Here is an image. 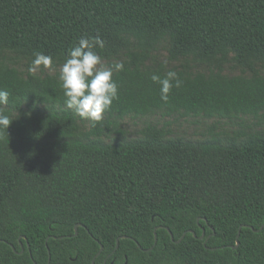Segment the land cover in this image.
Here are the masks:
<instances>
[{"label":"trees","instance_id":"16d2710c","mask_svg":"<svg viewBox=\"0 0 264 264\" xmlns=\"http://www.w3.org/2000/svg\"><path fill=\"white\" fill-rule=\"evenodd\" d=\"M97 35L96 51L124 70L119 99L85 140L59 73L25 74L0 57L10 93L0 110L13 119L0 138V264H264V132L226 143L153 129L139 141L91 139L129 114L264 118V0H0V51L30 63L37 51L64 63L80 37ZM161 46L180 69L148 63ZM231 60L241 74L223 73ZM167 71L183 84L164 102L151 75Z\"/></svg>","mask_w":264,"mask_h":264},{"label":"rangeland","instance_id":"374dc122","mask_svg":"<svg viewBox=\"0 0 264 264\" xmlns=\"http://www.w3.org/2000/svg\"><path fill=\"white\" fill-rule=\"evenodd\" d=\"M0 57L4 59L10 66L17 67L25 74L28 72L30 60L20 53L10 50L0 51ZM126 59V54L121 53L116 60ZM105 64L109 62L104 60ZM149 64L162 63L169 69H180L185 63L184 60L170 61L168 52L165 46H161L154 53V59H151ZM62 62L55 60L50 69L41 68L36 73L40 75L59 73ZM209 63L195 62L193 63V71H207ZM261 74L264 75V62L255 64ZM223 73L234 76L242 73L241 66L234 61H230L224 65ZM246 75H251L250 70H246ZM108 117L107 113L103 114V119ZM114 123L112 128L100 137H91L104 143H115L124 141H139L148 138L149 130H158L163 134L164 140L173 138H183L193 142L221 140L226 143L229 140L237 139L238 142L245 141L249 137L264 132V118L253 117L249 115H235L231 118L222 117H205L193 115L175 114L171 116L164 115L161 112H156L148 115L129 114L121 118L112 117ZM93 121L83 119L79 116L80 132L77 137L80 139H88L87 132L91 128ZM116 124V125H115Z\"/></svg>","mask_w":264,"mask_h":264},{"label":"clouds","instance_id":"9594fccd","mask_svg":"<svg viewBox=\"0 0 264 264\" xmlns=\"http://www.w3.org/2000/svg\"><path fill=\"white\" fill-rule=\"evenodd\" d=\"M105 41L100 36H83L68 49L64 63L60 67L59 81L64 92V103L83 119L99 122L103 114L109 110L113 102L119 99V85L114 74L124 70L123 62L112 65L104 63L97 48L103 49ZM28 72L35 75L41 68L50 69L53 57L43 52L33 53ZM151 80L160 85V98L167 102L172 89L182 86L183 81L176 71H167L161 77L151 75ZM10 93L0 89V105H7ZM13 119L0 110V138L12 124Z\"/></svg>","mask_w":264,"mask_h":264},{"label":"water","instance_id":"95a60500","mask_svg":"<svg viewBox=\"0 0 264 264\" xmlns=\"http://www.w3.org/2000/svg\"><path fill=\"white\" fill-rule=\"evenodd\" d=\"M79 225H80V224H77V225L75 226V234H74L75 236H76L77 233H78V227H79ZM241 227H242V226H241ZM250 227H251L252 229H254L252 226H250ZM263 227H264V226H262L261 229H262ZM165 228L169 231L172 240H175L174 235H173L172 231L169 229V227H165ZM256 231H258V230H256ZM192 233H193L194 235H196L195 232H192ZM240 233H241V228H240L239 231H238L237 239L239 238ZM185 234H186V233H184L183 236H182L179 240H177L176 242H180V241L185 237ZM204 235H205V233L203 232V234H202V236H201L200 238H203ZM157 241H158V238H157V234L155 233V243H154V245L157 244ZM119 243H120V239L118 238V239H117V242H116V248H115V249H117V248L119 247ZM154 245H153V246H154ZM238 245H239V241H237V244L234 246V248H236ZM153 246H152L151 248H153ZM12 247H13V249H15L13 245H12ZM102 249H103V246L101 245L100 251H99V253H98L97 255L100 254V252L102 251ZM148 250H149V249H148ZM22 251H23V246H22ZM48 251H49V249H48ZM49 257H50V256H49ZM93 264H95L94 261H93Z\"/></svg>","mask_w":264,"mask_h":264},{"label":"flooded vegetation","instance_id":"af4514ba","mask_svg":"<svg viewBox=\"0 0 264 264\" xmlns=\"http://www.w3.org/2000/svg\"><path fill=\"white\" fill-rule=\"evenodd\" d=\"M106 262V261H105Z\"/></svg>","mask_w":264,"mask_h":264}]
</instances>
